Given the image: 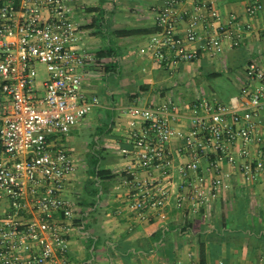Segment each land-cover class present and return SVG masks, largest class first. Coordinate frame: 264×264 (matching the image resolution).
<instances>
[{"label": "built area", "instance_id": "obj_1", "mask_svg": "<svg viewBox=\"0 0 264 264\" xmlns=\"http://www.w3.org/2000/svg\"><path fill=\"white\" fill-rule=\"evenodd\" d=\"M86 7V0H0V264H60L75 228L63 192L77 165L58 140L99 103L82 92V68L105 64L78 45ZM205 7L209 19L199 31ZM262 7L254 0L245 13L253 17ZM151 10L158 30L139 52L168 69L239 43L236 16L223 17L213 5L161 0ZM260 29L264 34V20ZM263 106L264 65L249 62L241 87L225 98L203 93L183 105L170 94L125 107L127 172L149 173L132 180L137 194L129 209L145 219L174 194L180 206L198 211L230 187L224 161L254 179L264 171Z\"/></svg>", "mask_w": 264, "mask_h": 264}, {"label": "crops", "instance_id": "obj_2", "mask_svg": "<svg viewBox=\"0 0 264 264\" xmlns=\"http://www.w3.org/2000/svg\"><path fill=\"white\" fill-rule=\"evenodd\" d=\"M198 1L215 6L223 17L236 16L240 23L239 43L215 57L202 52L197 60L175 71L158 65L150 54L139 52L158 30L151 7L161 0H86L87 7L79 13L80 31L86 33L79 34L80 44H97L99 48L94 52L105 64L117 66L112 72L94 65L82 68V92L86 98L97 96L99 103L58 140L77 165L63 192L74 206L75 228L69 234L60 264H190L196 262L199 242L204 244L207 264H264V171L247 179L236 165L224 161V169L231 172L230 187L198 211H192L187 203L180 206L174 194L162 211H154L145 219L128 207L137 194L132 180H148L149 173L136 168L132 169L135 176L127 172L130 160L121 153L123 147H130L125 140L128 117L123 109L170 95L168 82L172 79L167 74H175L174 84L182 83V87L184 79L218 80L215 87L208 86L207 93L216 95L229 86L238 91L245 64L264 65V34L260 29L264 0L262 9L253 17L247 16L245 7L254 0ZM206 8L196 26L199 31L205 29L209 19ZM110 76H115L114 89L107 84L100 89L99 82ZM119 84L125 88L118 89ZM195 97L184 96L179 103L189 104ZM5 100L0 92V125ZM258 126L264 131V106ZM83 131H87L86 139ZM234 155L238 163L239 156L236 152ZM205 165L202 161L203 168ZM94 170L114 176L98 178ZM86 172L89 199L71 201Z\"/></svg>", "mask_w": 264, "mask_h": 264}, {"label": "rangeland", "instance_id": "obj_3", "mask_svg": "<svg viewBox=\"0 0 264 264\" xmlns=\"http://www.w3.org/2000/svg\"><path fill=\"white\" fill-rule=\"evenodd\" d=\"M80 33L84 36L86 35L85 32L80 31ZM99 35L102 36V34L99 33ZM96 36V35H95ZM104 40H107V37H104L103 38ZM78 45L81 47V48H84V49H87L91 52H94L96 51L97 48H99L98 46H96L97 44L95 45H89V46H86L88 44L84 43L83 45L80 44V42L78 43ZM101 69V68H99ZM171 71H175V68H171L170 69ZM174 73V72H172ZM169 76V79H172L171 80V83L168 82V87H169V90L171 92V95L177 99L178 102L182 103V101L184 100V96H188L191 98V96H200L201 94H207L208 92H210V88L208 86H213L215 87L217 85V81L218 80H215V79H199V80H189L187 81V79H184L183 80V84H184V87H182V83H175V80L172 78L173 76L175 77V74L172 76L168 75L167 74V78ZM102 83L99 82V87L100 89L102 88H106V84L109 85L111 88L114 89L113 85H115V76H110V77H105L103 80H101ZM208 83V84H207ZM212 84V85H211ZM120 88H125L124 85H121L119 84V87L118 89ZM231 87H227V90L225 91H218V93L216 94L217 96H220L221 98H225L231 94L234 93V91H232V89H230ZM116 90V89H115ZM227 92V93H226ZM169 95V94H168ZM87 131H83V134L85 135ZM81 133V131H80ZM87 135V134H86ZM86 135L84 136L85 139L87 138ZM89 160V159H88ZM84 167H88V165L84 164ZM81 183V184H80ZM78 187H76V193H77V196H72L70 197L71 198V201H74V200H78L81 198H86L85 200H88L89 199V173L86 172L84 173L83 175H81L80 177V180H79V185H77ZM82 186V187H81ZM84 186H86V188H84ZM73 203V202H72ZM75 205V203H73Z\"/></svg>", "mask_w": 264, "mask_h": 264}, {"label": "trees", "instance_id": "obj_4", "mask_svg": "<svg viewBox=\"0 0 264 264\" xmlns=\"http://www.w3.org/2000/svg\"><path fill=\"white\" fill-rule=\"evenodd\" d=\"M108 53H110V52H108ZM116 66L117 65H115V64H113V66L112 65H108V64H104L103 66H101V69L104 72H110V71L112 72V71L116 70L115 69ZM211 75L212 76H216V73H212ZM96 161L97 160H95V162ZM93 173L96 174L98 178L99 177L100 178H105V177L111 178V177L114 176V174H112V173L104 176V173H106V171H104V170H96V171L94 170ZM88 247H90V246L88 245ZM195 263L196 264H207L206 263V250H205L204 244L202 242H199L197 244V257H196V262Z\"/></svg>", "mask_w": 264, "mask_h": 264}]
</instances>
